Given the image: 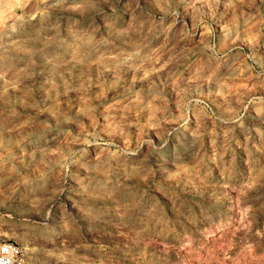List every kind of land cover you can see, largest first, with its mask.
Listing matches in <instances>:
<instances>
[{"label":"rangeland","instance_id":"1","mask_svg":"<svg viewBox=\"0 0 264 264\" xmlns=\"http://www.w3.org/2000/svg\"><path fill=\"white\" fill-rule=\"evenodd\" d=\"M3 242L264 264V0H0Z\"/></svg>","mask_w":264,"mask_h":264},{"label":"built area","instance_id":"2","mask_svg":"<svg viewBox=\"0 0 264 264\" xmlns=\"http://www.w3.org/2000/svg\"><path fill=\"white\" fill-rule=\"evenodd\" d=\"M19 264L20 255L18 249L9 243H0V264Z\"/></svg>","mask_w":264,"mask_h":264}]
</instances>
